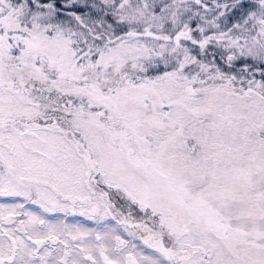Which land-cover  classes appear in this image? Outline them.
<instances>
[{
  "label": "snow or ice",
  "instance_id": "6c2138e0",
  "mask_svg": "<svg viewBox=\"0 0 264 264\" xmlns=\"http://www.w3.org/2000/svg\"><path fill=\"white\" fill-rule=\"evenodd\" d=\"M0 264H264V0H0Z\"/></svg>",
  "mask_w": 264,
  "mask_h": 264
},
{
  "label": "rangeland",
  "instance_id": "374dc122",
  "mask_svg": "<svg viewBox=\"0 0 264 264\" xmlns=\"http://www.w3.org/2000/svg\"><path fill=\"white\" fill-rule=\"evenodd\" d=\"M69 219L71 220V219H73V218L70 217ZM78 219H82V218H78Z\"/></svg>",
  "mask_w": 264,
  "mask_h": 264
}]
</instances>
